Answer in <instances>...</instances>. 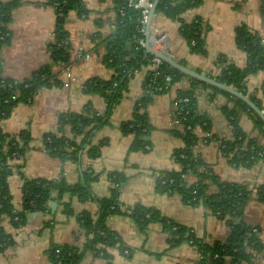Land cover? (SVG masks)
<instances>
[{"label":"crops","instance_id":"obj_1","mask_svg":"<svg viewBox=\"0 0 264 264\" xmlns=\"http://www.w3.org/2000/svg\"><path fill=\"white\" fill-rule=\"evenodd\" d=\"M83 1L87 13L80 15L71 10L65 22L70 47L68 64L52 62L50 45L55 40L58 14L50 0H21L12 10L7 25L9 40L0 44V78L21 81L49 65L60 81V84L39 88L31 100L19 102L0 120V130L15 137L21 147L25 146L24 154L11 162L12 174L8 178L14 211L24 212V221L15 224L10 216L3 217L1 224L11 243L0 251V264H52L49 250L53 246L68 245L76 252L82 251L87 232L80 218L84 212L97 215L96 200L82 201L66 193L61 199L50 200L44 209L25 210L23 185L33 179L60 178L76 184L88 171L95 176L92 192L98 199L111 196L110 174L122 172L126 179L118 186V191L124 210L136 205L154 208L162 217L190 229L194 237L204 243L230 240L232 227L226 219L204 205L186 203L178 193L169 194L157 188L155 173L181 169L174 152L183 147L184 141L173 130L172 122L178 109L174 102L178 91L188 90L194 78L183 74L169 90L155 94L145 107L138 109L139 100L147 93L145 79L153 67L150 63L131 77L107 122L92 134L90 143L80 149L76 161L63 159L46 149V134L75 137L69 124L60 126V115L82 113L87 106L100 115L107 110V100L102 95L86 93L83 88L91 78L108 80L114 76V71L104 61L105 40L117 30L121 0ZM182 18L187 22L201 18L208 26L206 54L192 52L180 33V23L157 10L151 29L166 34L169 53L175 60L210 77L218 72L216 61L221 56L238 67L246 65L247 53L236 44L239 27L246 26L258 34L264 45L261 0H201L198 6L185 11ZM68 67L71 77L67 75ZM246 87L259 98L264 110V70L249 76ZM197 95L198 110L211 121L209 133L220 139L207 141V131L201 127L195 129L199 141L194 146V154L204 164L200 171L210 168L222 182L251 186L252 197L244 206L242 220L247 226L258 228L263 247L260 250L248 247L250 259L241 264H264V200L256 194L257 186L264 184V158L251 168L233 165L220 144L221 139L231 137V125L222 108L232 104V95L204 83L198 84ZM138 112L145 114L150 126L144 150H132L134 134L123 129ZM240 125L264 147V133L246 110L241 112ZM82 138L75 139L80 143ZM93 148L98 150L96 155L92 153ZM186 178L189 182L195 180L194 175ZM209 190L216 191V186L211 185ZM106 224L120 242L107 248L106 257L88 250L79 264H201L197 246L189 240L172 246L171 233L162 222H152L142 229L130 213L123 212L109 215Z\"/></svg>","mask_w":264,"mask_h":264},{"label":"trees","instance_id":"obj_2","mask_svg":"<svg viewBox=\"0 0 264 264\" xmlns=\"http://www.w3.org/2000/svg\"><path fill=\"white\" fill-rule=\"evenodd\" d=\"M262 7L264 10V0ZM21 0L4 2L0 0V44L9 40L7 25L11 19V12L18 7ZM52 5H57V19L55 40L50 45L53 64L66 65L70 60V47L68 45L69 34L65 29V22L68 12L77 11L80 15L87 13L83 0H50ZM201 0H159L157 12L180 23V33L186 39L192 52L206 54L205 34L208 26L201 18L187 22L182 18V14L190 8L196 7ZM125 14L119 16L116 32L105 40L107 53L105 63L114 71L111 79L91 78L84 84V91L89 94H100L107 100V110L104 114H97L92 111V107L87 106L82 113L62 114L59 118L61 127L70 125L75 137L59 136L57 134H46L45 145L50 153L58 154L63 159L76 161L78 153L85 144L90 143V137L108 120L114 105L122 97L128 86L131 77L144 66L151 63V55L138 44L140 38H145L139 32L140 12L134 8L125 7ZM236 44L247 53V63L244 67H238L228 62L225 56L217 59L216 65L219 67L215 77L236 90L249 95V97L263 109L259 98L250 94L246 87L249 76L264 70V45L261 37L249 30L246 26L238 28L236 33ZM156 77L157 85H165L164 77L168 73L173 74L171 87L183 77V74L176 70H169L167 66L161 65L158 68ZM153 72L150 70L145 79V85L150 92H147L139 101V108L145 107L155 94L162 93L152 88L150 79ZM193 85L188 90L178 91L175 99L178 102L177 114H180L181 124L175 126L174 132L183 138V147L174 152V157L180 164L181 169L177 171L159 172L157 178V188L161 192L169 194L178 193L184 201L190 205L206 206L213 214L226 219L232 227V237L226 242L216 241L204 243L195 238L191 230L178 225L167 218L161 216L160 212L154 208H147L143 205H136L132 208L123 209L119 199L118 186L122 184L126 176L122 172L110 174L113 184L110 197L98 199L92 192V183L95 176L90 171L83 173V178L76 184H69L65 178L58 180L33 179L28 180L23 185L24 205L27 209H44L47 203L53 199H61L64 194L71 193L80 200L86 201L95 199L98 203V212L94 217L90 213L84 212L81 222L87 232V240L82 251H77L68 245L53 246L49 250V257L52 264H79L88 250H93L98 254L107 256V248L116 246L120 238L106 224V219L114 213H130L138 222L142 229H145L152 222H162L164 227L171 233L172 246H176L185 240H191L197 246L201 264H241L250 259L248 247L260 250L263 243L257 235L256 228L247 226L243 220L244 206L252 197V189L249 184L234 182H222L207 168L200 171L204 166L200 158L194 154V146L199 138L195 134V129L201 127L207 133L210 131V118L198 110L197 86L204 83L194 80ZM60 84L56 75L52 72V67L47 65L40 68L32 76L18 81L11 78H0V120L6 118L19 102L31 100L36 91L41 87H50ZM210 87L220 90L210 84ZM154 87V86H153ZM170 87V88H171ZM169 88V89H170ZM168 89V90H169ZM224 94H231L220 90ZM190 98L189 102H184L183 98ZM233 102L222 108L223 113L231 125V137L221 139L222 151L235 166L251 168L256 162L264 158L261 146L256 138L249 136L240 125L242 111H248L254 119L256 125L264 133V122L260 116L250 109L241 99L232 96ZM124 131L134 134L132 150H143L148 145L146 137L150 126L144 113L138 112L135 119L130 120L123 126ZM82 136L80 143L75 139ZM205 137V140L217 139V137ZM217 140H220L219 138ZM25 146L22 147L16 138L0 130V251L11 243L3 227L2 219L10 216L15 224L24 221V212H15L10 194L8 178L12 174L11 162L15 157L22 156ZM93 155L98 153L97 148L92 149ZM187 175H194L195 180L189 182ZM211 185L216 186V191L209 190ZM251 189V190H250ZM257 197L264 200V184L257 186Z\"/></svg>","mask_w":264,"mask_h":264},{"label":"built area","instance_id":"obj_3","mask_svg":"<svg viewBox=\"0 0 264 264\" xmlns=\"http://www.w3.org/2000/svg\"><path fill=\"white\" fill-rule=\"evenodd\" d=\"M154 5V0H121V15L125 14V7H130V8H134L136 10H138L140 12V18H139V24L137 26L139 32H141L143 35H145V38H140L138 41V44L140 46H142V48L145 49V46L147 43L150 44V46L154 49V50H159L162 51L163 53H165L166 55L170 56L173 58L172 54L169 53L168 50V44H167V36L166 34L160 33L158 30L156 29H151L150 31V35L149 37L146 36V24H147V19L149 17V14L153 8ZM57 5H55L56 7ZM8 34V33H6ZM151 55V64H152V72H153V76L150 79L152 88L159 90V91H164V90H168L171 87L172 84V80H173V74L172 73H168L165 75L164 80H165V85H157L156 82V77L158 74V68L161 65H165L168 67L169 70H176L175 68H173L171 65L167 64L163 59L155 56V55ZM67 75L69 77L72 76V72L70 70V67L67 68ZM177 71V70H176ZM181 73V72H180ZM183 74V73H182ZM188 78L192 79V77L186 75ZM147 86V85H146ZM145 86V87H146ZM154 86V87H153ZM146 92H150V89H147L146 87ZM190 98L185 97L183 98L184 102H189ZM175 107L178 108V102L175 100L174 102ZM181 117L180 114H177L174 116L173 122L172 124L174 126H180L181 124ZM208 137H212L211 133H208ZM225 154V153H224ZM260 154L264 155V152H261ZM155 176L158 178L160 176L159 173H155ZM251 190V189H250ZM257 229H255L256 231ZM190 242L192 243V241L190 240ZM102 254V253H101ZM202 258V256H200V259Z\"/></svg>","mask_w":264,"mask_h":264},{"label":"water","instance_id":"obj_4","mask_svg":"<svg viewBox=\"0 0 264 264\" xmlns=\"http://www.w3.org/2000/svg\"><path fill=\"white\" fill-rule=\"evenodd\" d=\"M158 3H159V0H154L153 8L149 14L148 19H147V24H146V36L147 37H149V35H150L151 23H152V20L154 18V15L156 13ZM145 50H146L147 54H152V55H155V56L163 59L167 64L171 65L177 71H179L185 75H188V76H190L196 80L202 81V82L210 84L212 86H215V87L219 88L220 90H223V91L231 94L232 96H235V97L241 99L243 102H245L247 104V106L250 109H252L254 112H256L264 122V110L259 108V106L248 95L236 90L235 88H233V87H231V86H229L223 82H220L219 80H217L213 77H210L206 74H202V73H200V72H198L192 68H189L188 66H185L184 64L175 60L174 58L166 55L162 51L154 50L150 46L149 43L146 44Z\"/></svg>","mask_w":264,"mask_h":264}]
</instances>
